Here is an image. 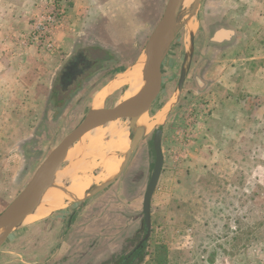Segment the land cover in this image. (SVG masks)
<instances>
[{
	"label": "rangeland",
	"instance_id": "obj_1",
	"mask_svg": "<svg viewBox=\"0 0 264 264\" xmlns=\"http://www.w3.org/2000/svg\"><path fill=\"white\" fill-rule=\"evenodd\" d=\"M166 2L142 0L140 10L110 8L106 19L94 14V25L80 26L82 36L60 54L46 103L19 108L12 115L20 119L0 124V213L113 80L102 105L121 102L128 85L119 78L144 59ZM219 29L234 36L212 43ZM192 33L193 52L179 92ZM96 50L101 59L92 56ZM78 52L93 66L64 90L59 76ZM257 70H264V0H202L164 59L160 94L144 114L149 128L122 175L92 198L70 205L66 197L51 217L24 223L0 248V264H113L129 254L144 236L142 202L155 160L151 138L159 128L165 161L151 198L149 239L143 258L133 264H264V99L241 102L251 97L243 81L249 83ZM111 125L129 133V120L121 119L84 136L71 148L53 191L68 189L72 176L103 175L104 159L116 161V169L127 149H103V155L93 149L120 139L108 131ZM74 211L73 230L66 232L65 216ZM59 229L62 236L55 240ZM158 244L165 252L156 250Z\"/></svg>",
	"mask_w": 264,
	"mask_h": 264
},
{
	"label": "water",
	"instance_id": "obj_2",
	"mask_svg": "<svg viewBox=\"0 0 264 264\" xmlns=\"http://www.w3.org/2000/svg\"><path fill=\"white\" fill-rule=\"evenodd\" d=\"M184 1L167 0L162 15L148 38L140 71V76L145 80L143 89L113 107L105 108L102 105L97 109L92 108L82 122L67 134L47 155L17 197L0 213V248L7 242L14 231L22 227L26 218L33 213L45 195L49 191L54 190L55 184L60 180V169L66 161L71 148L91 131L117 120L126 119L129 120V144L122 158L117 162V170L105 181L87 191L81 199L75 198L67 189H59L57 191L62 192L63 195L72 200V204L83 202L109 187L123 172L130 155L135 151L146 132V130L137 126V121L139 117L149 112L152 104L160 94L162 87L161 69L164 59L182 26L196 14L202 0H190L186 13L182 10ZM185 16L187 18L183 20ZM233 36L234 32L232 30L219 29L211 37V42L219 44L229 41ZM193 46L194 36L192 33L190 34L189 52L184 58V65L181 68L177 84L179 92L187 76L188 68L185 64L192 56ZM161 139L162 129L159 128L154 132L152 138L155 160L142 202L144 237L134 251H137L143 243L148 241L151 232L150 202L163 165Z\"/></svg>",
	"mask_w": 264,
	"mask_h": 264
},
{
	"label": "crops",
	"instance_id": "obj_3",
	"mask_svg": "<svg viewBox=\"0 0 264 264\" xmlns=\"http://www.w3.org/2000/svg\"><path fill=\"white\" fill-rule=\"evenodd\" d=\"M141 1L65 0V3H68L70 11L65 25L56 33V54L49 56L39 53L32 48H26L22 43V38L31 28V21L41 12L45 0H0V124H9L20 119L19 115H17L18 118L12 115L13 111H19V108L40 107L46 103L52 89V76L56 74L60 67V60L62 59L60 54L68 52L75 45V42L81 35L79 33L80 26L84 27L86 24L93 26L95 23L93 22L95 19L94 14L102 15L106 19V11L110 8L117 7L122 11L126 10L128 5L130 9L137 6L140 10ZM122 14L123 16L120 17L119 21L124 20V13ZM106 26L105 23L102 25V27ZM76 31L77 33H75ZM257 71L255 75H251L249 83L243 81L247 92L251 95V97L247 98L245 96V99L241 98V102L243 103L248 98L252 101L264 99V70ZM42 94L44 99L40 100ZM2 137L3 135L0 132V140L3 139ZM164 161L165 158L163 157V164ZM70 205L67 207L72 208ZM77 214V211L68 215L66 214L65 218L67 217L68 220L65 228L66 232L73 230L72 224H74L73 220L76 219ZM51 215L49 214L47 217H51ZM54 232L56 230L50 232V234ZM62 233L61 229H59L54 234L56 236L55 240L59 236L61 237ZM63 250L64 248L61 246L60 252Z\"/></svg>",
	"mask_w": 264,
	"mask_h": 264
},
{
	"label": "bare ground",
	"instance_id": "obj_4",
	"mask_svg": "<svg viewBox=\"0 0 264 264\" xmlns=\"http://www.w3.org/2000/svg\"><path fill=\"white\" fill-rule=\"evenodd\" d=\"M189 4H190V0L184 1L183 6H182L183 12L188 10ZM142 63H143V61H141L139 64H137L136 66L131 68V74H129V75L124 74L123 76H120L119 80L122 81V84L124 83V84L128 85V88H127L126 92L124 93L125 96H123L121 101L126 100V99L134 96L135 94H137L138 92H140L143 89V87L145 85V80L143 78H141V76H140ZM116 79H118V78H116ZM115 85H116V81L113 80V83H111L107 88L102 90V92L94 100V103H93L94 109H97V108L102 106L103 99L105 98V96L107 94L110 93V91L112 90L113 87H115ZM114 89L116 90V88H114ZM149 124L150 123H148L147 118L144 117V115L139 117V119L137 121V125L139 127L143 128L144 130H147L149 128ZM99 128H97V129H99ZM97 129H95V130H97ZM108 131L111 132V135L113 137L114 136L115 137L120 136V135H122V136L120 137L119 140L115 141L112 144H108L106 146L103 145L105 147L102 148L101 150H100V147H102V145H99L98 147H95V145H94L93 146V149L95 150L94 154H99L101 152V155H103L102 154L103 149L105 151L107 150V151H112V152L113 151L120 152V150L124 151L127 149L129 141H128V133L126 131H122L121 129H118L114 125H111L110 129ZM100 134H102V133H100ZM97 136H99V135L97 134ZM98 139H99L98 137H95L92 140H93V142H96ZM90 159H91V157H90ZM104 162H105L104 168H105L106 172L103 175H100L98 177H90V176H86V177H79V176L76 177L75 176V177H73L72 176V178L70 179L69 187L67 190L69 192H71L75 198L81 199L84 196V194L93 187V185H97V184L103 182L104 180H106L110 175H112L117 170L118 163H117V166L115 169L116 161L104 159ZM44 198H45L44 201L41 202L35 208L33 213L26 218L24 223H31L33 221L39 220L43 216L44 217L47 216L49 214V212L53 213L55 210L64 206L66 201L70 200L69 198H68V200H66V196L63 195L62 192H59L57 190L56 191H49L45 195Z\"/></svg>",
	"mask_w": 264,
	"mask_h": 264
},
{
	"label": "built area",
	"instance_id": "obj_5",
	"mask_svg": "<svg viewBox=\"0 0 264 264\" xmlns=\"http://www.w3.org/2000/svg\"><path fill=\"white\" fill-rule=\"evenodd\" d=\"M67 15L65 0H45L41 12L31 21L29 32L22 38L23 45L42 54L55 52L56 33L65 25Z\"/></svg>",
	"mask_w": 264,
	"mask_h": 264
},
{
	"label": "flooded vegetation",
	"instance_id": "obj_6",
	"mask_svg": "<svg viewBox=\"0 0 264 264\" xmlns=\"http://www.w3.org/2000/svg\"><path fill=\"white\" fill-rule=\"evenodd\" d=\"M100 53L101 52L99 50L93 51L92 56H94L95 59H101L103 56H101ZM92 66H93V62L89 61L86 58V55H84L81 52H78L75 55L69 56V58L66 60V62L64 64V66L62 68V72L59 76L60 86L64 90H67L69 87L74 85L76 83V81L81 76H83L85 74V72L90 70L92 68ZM152 138H153V136H152ZM152 138H151V143H152ZM152 148H153V146H152ZM143 237L140 239V241L143 239ZM139 242L132 249V251H130L129 254H127L125 256L124 261L131 260V258L134 256V254L136 252L134 250L138 246ZM146 244H147V242H146ZM140 247L138 248V250L140 249ZM134 262L135 261H133L131 263L133 264Z\"/></svg>",
	"mask_w": 264,
	"mask_h": 264
},
{
	"label": "trees",
	"instance_id": "obj_7",
	"mask_svg": "<svg viewBox=\"0 0 264 264\" xmlns=\"http://www.w3.org/2000/svg\"><path fill=\"white\" fill-rule=\"evenodd\" d=\"M146 245H147L146 243H143V245L140 247V249L135 252V254L131 258V260L124 261V258H125L124 257L121 260H119V261H117V262H115L113 264H132L131 262H133V261L137 262L138 260H141L143 258V253L142 252L145 249ZM156 250H163L165 252L164 248L162 246H160L159 244L156 247ZM153 260L155 261L156 259L153 258Z\"/></svg>",
	"mask_w": 264,
	"mask_h": 264
}]
</instances>
